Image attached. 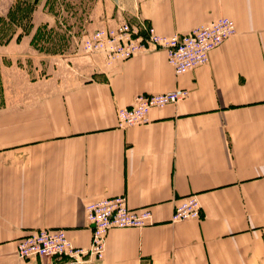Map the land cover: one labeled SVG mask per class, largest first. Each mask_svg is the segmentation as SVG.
<instances>
[{
  "label": "crops",
  "instance_id": "0c3cea01",
  "mask_svg": "<svg viewBox=\"0 0 264 264\" xmlns=\"http://www.w3.org/2000/svg\"><path fill=\"white\" fill-rule=\"evenodd\" d=\"M99 15L95 29L141 19L165 35L225 16L238 33L182 75L164 50L108 65L79 48L34 64L32 32L12 34L0 52V260L50 264L16 253L47 227L89 247L86 204L126 195L155 223L111 229L104 258L84 264H264V0H104ZM49 20L40 8L33 23ZM177 89L189 97L119 125L137 94ZM190 195L201 218L171 222Z\"/></svg>",
  "mask_w": 264,
  "mask_h": 264
},
{
  "label": "built area",
  "instance_id": "2783aa9c",
  "mask_svg": "<svg viewBox=\"0 0 264 264\" xmlns=\"http://www.w3.org/2000/svg\"><path fill=\"white\" fill-rule=\"evenodd\" d=\"M237 33L236 22L225 16L198 25L188 33L173 35L161 34L155 26L141 19L137 22L126 20L87 33L79 48L87 54H101L108 65L144 52L164 50L176 74L182 75L208 64L211 53ZM189 93L187 89H177L159 94H137L132 105L118 109V123L121 127L147 124L153 108L185 100ZM85 208L92 227L89 247L74 245L64 229L47 227L22 238L17 244V256L21 259L62 257L68 260L66 264L101 261L111 229L145 228L155 223L150 208L130 207L126 195L100 198L87 203ZM201 216L198 196L190 195L176 205L170 221L181 222Z\"/></svg>",
  "mask_w": 264,
  "mask_h": 264
},
{
  "label": "rangeland",
  "instance_id": "374dc122",
  "mask_svg": "<svg viewBox=\"0 0 264 264\" xmlns=\"http://www.w3.org/2000/svg\"><path fill=\"white\" fill-rule=\"evenodd\" d=\"M40 8L49 14L50 20L36 28L33 20ZM103 8L104 0H0V52L12 50V46L9 48L5 43L7 39L12 38V34L32 32L34 36L32 45L38 56V59H33L34 64L40 63L42 53L49 55L76 53L83 37L95 29L93 19H98ZM42 60L45 62V59ZM44 259L51 261L50 264L68 262L62 257ZM53 260L55 262L52 263ZM0 264H12V258L0 260Z\"/></svg>",
  "mask_w": 264,
  "mask_h": 264
}]
</instances>
